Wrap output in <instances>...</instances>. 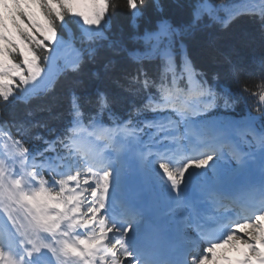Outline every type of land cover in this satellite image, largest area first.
<instances>
[{
  "label": "snow or ice",
  "instance_id": "1",
  "mask_svg": "<svg viewBox=\"0 0 264 264\" xmlns=\"http://www.w3.org/2000/svg\"><path fill=\"white\" fill-rule=\"evenodd\" d=\"M126 3L134 21L142 17L146 0ZM260 5L249 7L245 0L244 7L229 10L221 22L227 27L233 19L248 15L264 29V0ZM153 6L163 11L160 0H153ZM116 7L114 0H0V105L6 107L13 99L27 102L37 91H47L40 85L49 77L45 66L55 58L51 53L63 44L58 28L65 26L66 18H73L88 40H102L106 39L103 33L110 27ZM204 16L219 20L218 10L208 0H200L195 6L192 23L186 29L174 28L163 20L151 38L182 36L196 28ZM158 52L165 61L164 80L156 86L159 97L149 94L142 108L134 109L128 120L108 130L112 150L117 156L120 152L133 156L151 185L166 193L173 202L169 215L195 220L200 240L193 242L191 264H264V180L255 210L234 215L214 231L204 227V222L220 223L222 213L232 210L222 201L240 206L238 197L223 190L218 172V162L223 158L220 146L235 132L245 138L252 135L260 148L264 176V132H254L251 116L245 125L220 122L200 128V122L192 120V102L204 105L201 111L219 106L227 110L235 103L230 92L217 93L207 81L196 79L199 74L190 61L184 64L182 73L175 74L169 63L170 51ZM79 63L77 59L67 67L75 72ZM169 73L171 84L166 82ZM177 79L189 84V102L183 108L170 104L174 93L185 91L176 85ZM193 83L195 95H191ZM141 86L147 92L154 85L145 78ZM250 95L258 98L257 111H264V85ZM96 103L98 115H102L109 106L106 95L98 93ZM144 113L154 118L137 123ZM71 114L67 135L51 142L44 140L43 151L35 153L0 125V142L5 150L11 145V152L5 151L7 159L0 156V220H5L14 234V242L7 246L0 240V264H41L48 258L45 253L51 257L50 264H174L157 255L158 233L141 212L117 196L121 170L115 162L107 158L90 161L75 147L73 138L83 128V113L75 94ZM92 126H99L95 118ZM233 158L238 160V173L248 169L249 157ZM117 207L121 209L119 215ZM183 264H188L187 260Z\"/></svg>",
  "mask_w": 264,
  "mask_h": 264
},
{
  "label": "trees",
  "instance_id": "2",
  "mask_svg": "<svg viewBox=\"0 0 264 264\" xmlns=\"http://www.w3.org/2000/svg\"><path fill=\"white\" fill-rule=\"evenodd\" d=\"M235 1L208 0L218 10L219 20L204 16L196 28L171 38L176 46L162 40L159 50L168 49L173 55L169 63L175 74L179 75L184 53L199 79L207 81L218 93L230 92L235 103L225 110L226 116L242 125L248 123L249 116L264 124V111H257L258 98L250 95L258 93L264 85V29L254 16L248 15L233 19L225 27L219 13L223 6L229 7ZM114 2L117 7L111 13L110 27L103 33L106 39L95 38V51L91 56L81 57L78 71H71L67 64L51 82L40 85L47 91H37L27 102L13 99L6 107L0 105V125L30 152L43 151L44 140L51 142L67 135L72 123L73 94L79 97L81 119L89 125L93 118L128 120L134 109L142 108L149 94L158 98L156 86L164 80L165 61L152 45L150 34L163 20L183 31L191 25L193 10L200 0H160L162 12L155 9L153 0H146L142 17L135 21L126 0ZM58 34L61 40L71 39L77 45L82 36L79 25L71 17L66 18L64 27L58 28ZM145 78L154 85L147 92L141 86ZM171 81L172 73H169L166 82L171 84ZM175 83L188 90L185 80L177 79ZM244 88L248 89L247 93L243 92ZM98 93L105 94L109 104L102 115H98ZM149 115L144 113L136 122Z\"/></svg>",
  "mask_w": 264,
  "mask_h": 264
},
{
  "label": "bare ground",
  "instance_id": "3",
  "mask_svg": "<svg viewBox=\"0 0 264 264\" xmlns=\"http://www.w3.org/2000/svg\"><path fill=\"white\" fill-rule=\"evenodd\" d=\"M214 123H220V121H215ZM227 139L234 145V150L238 156L250 158V164L246 171L238 173L236 169L239 168V164H229L223 154V158L218 162V172L224 182L223 190L230 182H235L239 185L240 192L244 198L248 195V197L250 196L249 198L256 199V193L252 196L253 191L249 187V183L253 181L262 182L264 180V176L261 174L260 148L258 146L252 150L246 149L241 143V135L239 133L230 134ZM112 149H106L98 153L94 143H90V146L86 148L87 151L93 153L94 159H98L99 156L107 157L113 160L115 166L121 170V184L117 192L119 199L131 202V206L142 209L141 212L143 214H148L151 220L158 224L161 236H165L166 233L173 234L176 236L178 244L194 246L193 242L197 241V238L190 239L191 234H188V228L185 227L188 225L189 220L187 218L180 220L175 214L169 215L173 202L169 200L166 193L151 185L144 176L143 171L137 166L133 156L124 152H120L119 155L121 156H117V152ZM3 155L0 153V156ZM117 204H119V200ZM41 264L46 263L41 262Z\"/></svg>",
  "mask_w": 264,
  "mask_h": 264
},
{
  "label": "rangeland",
  "instance_id": "4",
  "mask_svg": "<svg viewBox=\"0 0 264 264\" xmlns=\"http://www.w3.org/2000/svg\"><path fill=\"white\" fill-rule=\"evenodd\" d=\"M244 6H245V0H237V1L233 2V4L229 5V7L228 6L227 7L223 6V8L221 9L219 15L224 20L227 12L229 10H231L233 8H242ZM248 6L249 7H253L254 6L256 8H259V7H261L260 0H248ZM175 28L180 29L179 27H175ZM186 28L187 27H185L184 29H186ZM157 32H158V29H156V31L154 33H157ZM154 33H152V34H154ZM152 34H150L151 37H152ZM38 38H40V37H38ZM62 41H63L62 46L57 51H55L54 53H51V55H53L55 58L52 61H50V63L48 65L45 66L46 69L49 72V77H48L47 80H45L42 83V85H45L48 82H51L53 76L56 75L60 71V69L62 68V66H64V64H66V65L67 64L68 65L73 64L77 59H81L82 56L87 55V54L89 55L90 51L93 53L95 51V48H96V45L94 44L95 38H93L92 40H88L83 35L80 38H78V42H79L78 45L75 44L76 41H74V42L72 41L71 42V39L70 40L65 39V40H62ZM161 41L162 40L153 38L152 45L155 46L156 49H159ZM166 41H169L170 44H172L173 46H176V44L174 43V41H172L171 38L167 39ZM172 59H173V57H172ZM183 70H184V65L182 66V68L180 69L179 72L182 73ZM191 86H192L193 89H195V84L194 83ZM17 95L20 96L21 94L19 92H17ZM186 96L189 97V95H186L185 93H179V94H175L174 93L172 98H171V100H170V104L174 105L177 108H183V106L186 103L184 102V100H182L180 102L179 99L180 98H184ZM192 107H193V109H195V111L192 114V120L200 122V124H201V126L203 128H204V126L206 124H213L214 120L215 121L218 120V121L226 123V124H233L234 123L236 125H241V123H239L240 121H237L236 119H233V118L230 119V118L226 117V115L224 113L225 109H221L219 107H214V108H212L211 110H208V111H201L200 109L204 108L205 106L202 105V107H199L198 104H195V103L192 105ZM196 108L199 109V113L197 112ZM252 118H254V121H255V123H254V132L255 133L264 132V128H261V125H257L256 124V122L258 121L257 118H255V117H252ZM240 135H241V138L243 139V141L245 142L246 145H250L251 144V147H253V148H256V147L259 146L258 144L253 142V136L252 135H249L247 138H245L242 134H240ZM5 151L11 152V145L9 144L7 146V150H5L4 143L0 142V153H1V155L4 154L3 158L7 159V157L5 155ZM235 153H237V152H235ZM119 156H121V155H119ZM233 160L236 161V162L234 161L235 164L238 163L237 159L233 158ZM43 174L45 175L46 178L48 177V172H45ZM0 224H2V226L4 228H6V235H12V236L14 235L12 233L10 225H8L5 222V220H0ZM11 241L14 242V240H11ZM44 255L47 256L48 258L45 259V260H42V261L50 263L51 257L48 254H46V253ZM48 263H46V264H48ZM126 264H127V262H126Z\"/></svg>",
  "mask_w": 264,
  "mask_h": 264
}]
</instances>
